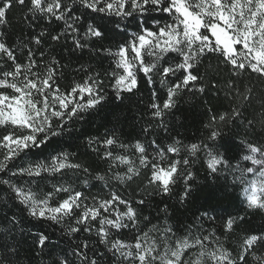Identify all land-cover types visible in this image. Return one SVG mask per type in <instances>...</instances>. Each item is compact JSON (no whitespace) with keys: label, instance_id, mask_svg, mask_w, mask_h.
<instances>
[{"label":"snow or ice","instance_id":"6c2138e0","mask_svg":"<svg viewBox=\"0 0 264 264\" xmlns=\"http://www.w3.org/2000/svg\"><path fill=\"white\" fill-rule=\"evenodd\" d=\"M85 53L108 68L81 64L82 78L62 84L61 61ZM207 58L220 69L210 85L199 71ZM142 86L139 135L125 138L119 116L85 134L108 88L122 102ZM209 87L220 103L199 138H150L154 126L168 132L181 99ZM77 133L91 162L71 150ZM178 184L188 223L152 203ZM220 190L236 193L232 210ZM258 212L264 0H0V264H264V222L250 223Z\"/></svg>","mask_w":264,"mask_h":264},{"label":"trees","instance_id":"16d2710c","mask_svg":"<svg viewBox=\"0 0 264 264\" xmlns=\"http://www.w3.org/2000/svg\"><path fill=\"white\" fill-rule=\"evenodd\" d=\"M10 18L12 19L13 25L16 26L21 18V10L19 8H13L12 13H10ZM23 27V25H21ZM119 37H116L115 40H118ZM114 42L112 40L107 41L106 43ZM61 63L67 64L68 67L64 69L65 80L63 83L71 82L73 78L80 79L83 76V73L75 71L81 64L91 65L94 71H99L101 74L108 68L109 61L103 58L90 57L85 53L82 57L73 55L71 57L65 56ZM199 71L206 72L208 77L209 85L210 83L217 78V74L220 71L217 67V62L214 58H207L204 60ZM108 81L105 80V85H108ZM108 100L106 103L99 109L97 115L94 116L92 123L85 126V134L91 132L95 133L97 125L109 124V122H115V117L119 116L120 124L123 125V134L127 139H134L137 135L140 134V128L142 127L143 121L137 122L141 113L145 111L144 105L147 101V92L144 91L142 86L141 91L135 95L129 97L125 94V99L117 101L111 89H107ZM163 97V93H161ZM220 101L214 95V90L211 87L204 94H200L195 98L185 97L181 99L177 105V108L172 114L167 117L168 123V132L165 133L162 129L157 130L155 126L153 127V132L150 134L151 137H155L160 143H167L172 137L179 136L185 142L191 141L195 138H199L202 131V120L205 118L204 113L209 107H216ZM110 126V124H109ZM119 126V125H118ZM103 131V128L100 129ZM80 136L79 133H77ZM71 150L78 151L80 153V159L91 162L94 157L88 152L86 145L83 142V136H80L79 139L71 142ZM95 167V165H94ZM206 173L203 169H197V178L195 183L204 185ZM143 181V177L137 179L133 182L125 191V193L135 194L137 186L140 185ZM180 184L176 186L173 192L172 197H155L152 203L163 207L164 204L169 205L170 212L172 214V223H175L179 220L181 223H188L192 220L191 212H185L183 208L180 207L178 203L177 193L181 190ZM95 191V189L93 190ZM217 196L222 198V206L229 207V210H232L237 201L235 199L236 193L230 191L224 192L220 190L217 192ZM191 207V202L189 204ZM145 214H151L153 216V223H157L155 217L157 216V208H145ZM264 217V213H254L250 216V223L253 225L260 224ZM162 222V217H161Z\"/></svg>","mask_w":264,"mask_h":264}]
</instances>
